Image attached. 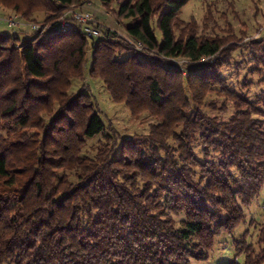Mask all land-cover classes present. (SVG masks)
<instances>
[{
  "label": "trees",
  "instance_id": "1",
  "mask_svg": "<svg viewBox=\"0 0 264 264\" xmlns=\"http://www.w3.org/2000/svg\"><path fill=\"white\" fill-rule=\"evenodd\" d=\"M87 1L0 0V13L54 26ZM98 1L149 52L101 26L96 41L80 26L0 34V264L204 261L264 186V94L250 100L222 75L241 42L258 50L264 39L222 35L217 25L209 32L211 17L199 32L196 19H181L192 0H123L117 10L115 0ZM180 58L184 67L172 63ZM89 60L91 80L113 102L157 121L147 133L106 132L90 89L72 91ZM228 103V120L205 111ZM248 236L238 254L264 264V227L258 253Z\"/></svg>",
  "mask_w": 264,
  "mask_h": 264
},
{
  "label": "rangeland",
  "instance_id": "2",
  "mask_svg": "<svg viewBox=\"0 0 264 264\" xmlns=\"http://www.w3.org/2000/svg\"><path fill=\"white\" fill-rule=\"evenodd\" d=\"M121 1L123 0H115L113 4L115 10L118 9ZM86 6L89 7L87 10L94 15L102 28L111 29L118 35L125 34L123 24H120L113 14H109L98 0H88L78 7ZM207 17H211L208 22L209 32L212 31L214 25H217V32L222 35L233 32L238 39L245 36L258 40L264 39V0H192L181 14V19L185 22L196 19L199 32L203 31ZM125 23H129V21ZM154 28L158 39L161 41V33L155 24ZM10 33L7 25L0 22V34ZM239 48L233 54L232 65L225 68L222 75L231 89L250 100H254L264 94V42L258 50H253L250 44H243L242 42ZM91 62L89 60L87 64L86 76L73 80L72 91L76 92L82 86L90 89L97 99L101 117L107 127L106 132L109 133L110 130L114 129L121 139H129L135 134L147 133L150 125L157 121L148 113L134 117L125 104L113 102L104 84L101 81L91 80L89 76ZM184 66L181 64V67ZM208 99L213 100L218 107L224 102L223 98L216 95H212ZM205 111L210 115L228 120L233 112V107L232 104L228 103L226 112L220 113L209 109H205ZM102 140L103 134L88 139L84 153L93 155ZM195 149L199 158L202 159L201 148L198 144H195ZM244 211V221L231 234L225 233L216 239L208 259L204 261L193 260L191 264H230L234 261L238 264H245V254H238L236 243L242 240L247 231L249 232L248 242L253 244L255 252L258 253V234L264 227V186L259 196ZM251 221L254 223L251 224Z\"/></svg>",
  "mask_w": 264,
  "mask_h": 264
},
{
  "label": "built area",
  "instance_id": "3",
  "mask_svg": "<svg viewBox=\"0 0 264 264\" xmlns=\"http://www.w3.org/2000/svg\"><path fill=\"white\" fill-rule=\"evenodd\" d=\"M88 8L89 7L87 6L83 8L70 7L68 11L58 19L54 26L38 25L33 22H28L22 17V15L18 13H11L7 15L0 13V22L5 23L12 31L29 27L32 31L40 33L50 30L67 31L80 26L87 37L93 41H96L102 37V31L100 30V24L97 22L94 15L89 10H87ZM119 36H121L135 51L145 53L149 52L148 48L142 42L129 37L126 32L124 35ZM90 57V59H92V56ZM187 62L188 61L184 58L172 59V63L179 67H181V64H185Z\"/></svg>",
  "mask_w": 264,
  "mask_h": 264
}]
</instances>
